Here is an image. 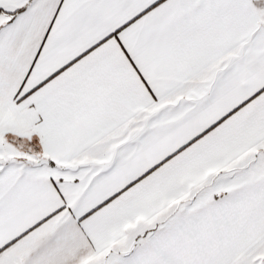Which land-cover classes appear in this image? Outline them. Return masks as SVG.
I'll use <instances>...</instances> for the list:
<instances>
[{"label":"snow or ice","instance_id":"obj_1","mask_svg":"<svg viewBox=\"0 0 264 264\" xmlns=\"http://www.w3.org/2000/svg\"><path fill=\"white\" fill-rule=\"evenodd\" d=\"M0 264H264V0H0Z\"/></svg>","mask_w":264,"mask_h":264}]
</instances>
